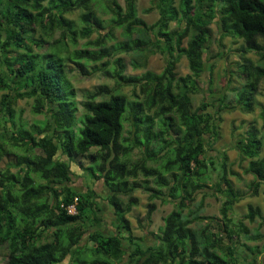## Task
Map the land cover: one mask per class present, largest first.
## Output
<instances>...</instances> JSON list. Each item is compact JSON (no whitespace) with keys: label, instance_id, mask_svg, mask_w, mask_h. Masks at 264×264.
<instances>
[{"label":"trees","instance_id":"trees-1","mask_svg":"<svg viewBox=\"0 0 264 264\" xmlns=\"http://www.w3.org/2000/svg\"><path fill=\"white\" fill-rule=\"evenodd\" d=\"M123 3L0 0L4 264H254L261 253L258 245L249 246L240 237L257 241L264 236L259 228L251 232L243 220L254 223L260 218L264 225V216L249 205L242 219L235 221L230 211L242 197L255 196L264 186L260 131L250 125L234 144L248 160L245 172L253 177L246 192L235 189L228 178L229 172L235 173L227 168L226 153L219 161L207 153L218 135L222 113L236 108L250 113L257 102L264 79V0H153L159 18L152 24L137 16L136 0ZM95 8L111 17L102 19ZM75 11L77 21L67 17ZM212 24L218 41L225 36L243 40L238 49L243 61L237 67L246 83L215 98L209 86L211 99L192 109V96L200 92L198 81L206 68L203 53ZM114 29L121 30V40ZM94 32L97 37L90 39ZM82 39L87 40L78 47ZM251 52L256 61L247 57ZM156 53L165 57L160 73L125 74L122 55L132 68L145 69ZM183 56L189 72L178 77L176 68ZM212 69L211 64L207 74ZM74 71L84 76L107 73L116 84L114 89L100 85L85 93L79 117L68 76ZM123 86L138 90L135 100L120 92ZM24 98L33 100L31 111L43 115V120L31 124L22 120L14 107ZM260 117L264 127V106ZM124 122L131 127L130 137H123ZM135 149L140 157L131 162ZM11 154L14 161L3 168L2 160ZM159 160L164 162L159 168L148 166ZM73 164L106 188L115 215L113 230L99 228L103 219L94 191L82 192L71 185ZM216 169L219 179L211 188L224 200L220 217H210L202 214L204 199L198 201L196 196L207 188L209 174ZM138 189L148 194L147 220L156 209L155 199L174 204L150 246L132 235L126 218L137 204L132 194ZM71 205L74 213L67 210ZM240 247L248 251L245 256L244 249L237 251Z\"/></svg>","mask_w":264,"mask_h":264},{"label":"rangeland","instance_id":"rangeland-1","mask_svg":"<svg viewBox=\"0 0 264 264\" xmlns=\"http://www.w3.org/2000/svg\"><path fill=\"white\" fill-rule=\"evenodd\" d=\"M153 0H136V9L137 16L143 19L147 24H152L157 21L159 18V13L157 8L152 3ZM118 4L121 6L124 5L123 0H117ZM95 10L97 11L98 8ZM98 14H101L102 19H109L110 14H102L100 10L97 11ZM79 11L72 12L67 15V17L78 20ZM105 25H110L108 22ZM175 27V23H171V28ZM212 32L210 34L209 42L206 44L203 59L206 64L205 71L202 73L198 81V86L200 92L192 96V109L197 107L201 101L204 99L210 100L211 96L209 95L208 87L212 88L213 98L217 97L221 92L226 91L228 93L231 90H238L242 88L246 82L244 77L239 74V69L237 63H241L240 54L241 52L238 49L243 45V40L238 38H232L231 36H225L220 38L218 41V33L215 24L211 26ZM115 37L117 40H121V30L114 29ZM38 36V34H36ZM57 36V34H56ZM97 33L94 32L90 39H95ZM87 39H82L79 41L80 47ZM45 48L35 47V51H43ZM126 71L127 75L139 76L144 73L145 70H150L155 73H160L165 65V57L161 54H154L148 58L147 67L145 69H134L129 65V58L125 55ZM247 57L256 61L257 56L254 53H248ZM213 65L212 72L207 74V67ZM73 67V66H72ZM189 72L188 70V61L183 56L176 68V73L178 77H183ZM69 80L76 91L75 101L78 103V112L77 117L82 114V107L79 105V102L84 99V95L87 92L94 91V89L100 85H106L110 89L116 88V84L113 78L110 77L107 73H97L95 75L84 76L80 75L78 72L74 71L70 73ZM211 80V83H209ZM210 84V85H209ZM132 86H123L120 88V92L123 93L128 100H135L136 96L139 95L137 89ZM0 91V97L2 95ZM141 96V95H140ZM105 98V97H101ZM97 98V100L101 99ZM257 102L254 106L252 112H245L240 108L232 109L229 111H224L221 115V120L218 122V135L213 140V145L208 150V155L216 159V161L221 159V153L225 152L228 158L227 168L230 171H233L235 174L228 173V178L231 180L234 188L240 189L242 191H248V185L252 181L253 177L251 174L245 172L247 167L248 160L242 158L237 150L234 147L235 140L238 137V134L242 133L250 125L255 126L260 132L262 137V148L260 151V158H264V127L262 119L260 117L262 106H264V79L261 80L259 84V91L256 95ZM33 100L32 99H18L15 105L16 113H20L22 120L27 121L31 124L34 120H43V115H34L31 111ZM126 114V113H125ZM124 132L123 137H130L129 131L131 127L128 122H124ZM2 130L0 125V131ZM95 148H91L90 151H94ZM17 153L16 150H12V153ZM163 155V154H162ZM140 157L138 150H133L132 154L129 156L131 162L136 161ZM15 156L13 154L6 156L2 162L1 166L3 168L8 166L9 162L14 161ZM218 160V161H219ZM86 162V161H83ZM164 162L159 160L158 162H148V166L159 168ZM72 170L74 175L72 178V186L79 191H86L88 188H91L92 191L96 194V202L99 207L100 216L102 217V222L99 226L101 230L108 232L113 230V223L115 215L113 213V208L108 204L107 201V190L103 186L101 181H94L89 179L84 172L81 171L74 164L72 165ZM218 168V164H216ZM12 171L16 168L12 167ZM221 173V172H220ZM166 176H169L166 174ZM210 178L207 180V188L204 189V192L197 194L196 199L199 201L203 200V215L220 217V206L224 200V196L221 193L216 192L211 187L219 179L218 170L211 171L209 174ZM139 180H142V177L139 176ZM132 197L137 201V204L132 207V209L126 214V218L129 221L130 229L132 235L140 239V244L143 246H150L153 242V235L159 233V227L163 225V218L174 208V204L171 202H162L159 199H155L154 203L156 205L155 211L152 213L149 220L145 219V214L147 210V204L149 203L148 194L141 189L134 191ZM128 197H124V201L127 202ZM252 205L258 207L261 211V214L264 216V186L260 188L258 194L255 196L246 195L242 197L238 202L234 203L230 216L233 220L237 221L242 219V216L247 213L248 206ZM72 213L74 212L71 209ZM244 224L249 228L251 232H254L257 228L264 236V225L261 224V219L256 218V222L249 223L248 220H243ZM91 228V227H90ZM92 229V228H91ZM90 229V230H91ZM240 241H244L249 246L258 245L261 253L257 256L256 262L254 264H264V249L262 245L264 244V238L257 241L244 240L243 237H240ZM85 242V239L84 241ZM242 247L238 248V252H243ZM245 250V249H244ZM6 248L0 250V264H4L6 259ZM248 251L245 250V253H241L242 256H245ZM252 257V255H250ZM246 263V262H245ZM65 264V263H64ZM242 264V262L238 263Z\"/></svg>","mask_w":264,"mask_h":264},{"label":"built area","instance_id":"built-area-1","mask_svg":"<svg viewBox=\"0 0 264 264\" xmlns=\"http://www.w3.org/2000/svg\"><path fill=\"white\" fill-rule=\"evenodd\" d=\"M75 201H76V198H75ZM71 209H73V211L75 212V208H74L73 205H71V206H69V207L67 208V210H68L69 213H72ZM74 212H73V213H74Z\"/></svg>","mask_w":264,"mask_h":264}]
</instances>
